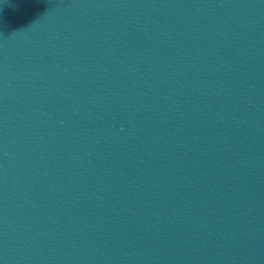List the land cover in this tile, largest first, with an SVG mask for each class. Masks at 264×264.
I'll use <instances>...</instances> for the list:
<instances>
[{"label": "water", "instance_id": "water-1", "mask_svg": "<svg viewBox=\"0 0 264 264\" xmlns=\"http://www.w3.org/2000/svg\"><path fill=\"white\" fill-rule=\"evenodd\" d=\"M0 264H264L63 0H0Z\"/></svg>", "mask_w": 264, "mask_h": 264}]
</instances>
